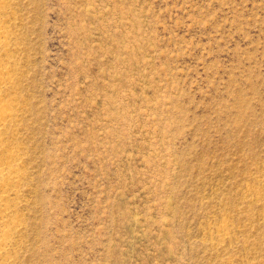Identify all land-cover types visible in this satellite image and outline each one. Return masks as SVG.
Returning <instances> with one entry per match:
<instances>
[{"label":"rangeland","instance_id":"rangeland-1","mask_svg":"<svg viewBox=\"0 0 264 264\" xmlns=\"http://www.w3.org/2000/svg\"><path fill=\"white\" fill-rule=\"evenodd\" d=\"M19 156L0 264H264V0H0Z\"/></svg>","mask_w":264,"mask_h":264},{"label":"bare ground","instance_id":"bare-ground-1","mask_svg":"<svg viewBox=\"0 0 264 264\" xmlns=\"http://www.w3.org/2000/svg\"><path fill=\"white\" fill-rule=\"evenodd\" d=\"M6 33V27L0 23V57L8 47L9 41ZM9 75L10 67L0 64V100L2 98L1 88L11 83ZM12 117V109L0 103V130L4 128L7 120ZM18 156L16 152L6 150V141L0 135V258L9 254L7 245L16 230V225L13 223L14 218L10 210L9 197L16 187V178L19 175L18 170L15 167H11L10 163H14L18 159Z\"/></svg>","mask_w":264,"mask_h":264}]
</instances>
